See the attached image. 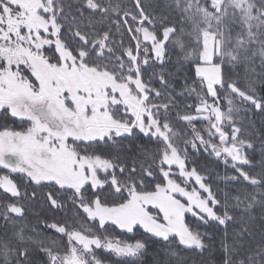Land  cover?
I'll return each instance as SVG.
<instances>
[{"label": "snow or ice", "instance_id": "6c2138e0", "mask_svg": "<svg viewBox=\"0 0 264 264\" xmlns=\"http://www.w3.org/2000/svg\"><path fill=\"white\" fill-rule=\"evenodd\" d=\"M131 4L0 0V264H264V0Z\"/></svg>", "mask_w": 264, "mask_h": 264}, {"label": "trees", "instance_id": "16d2710c", "mask_svg": "<svg viewBox=\"0 0 264 264\" xmlns=\"http://www.w3.org/2000/svg\"><path fill=\"white\" fill-rule=\"evenodd\" d=\"M124 3L128 5L129 8L132 7L131 0H123ZM159 70V69H157ZM10 126L16 127L17 125H12L11 122H9ZM259 120L257 121V128H259ZM211 159V158H209ZM211 170L217 174L220 177H223L226 174H232V170L225 169L222 164H212ZM2 174V173H0ZM215 178V177H213ZM216 183L220 185L221 190H224V182L222 180H216ZM27 212H26V220L25 223L29 226V228L36 226L38 228H43V220L41 218L47 219L49 222L53 219H60V216L55 215L54 213L48 211L46 207H42L41 204H31L29 203L26 205ZM71 216V213L68 214ZM39 222V223H38ZM51 235V233H48ZM219 240L220 236H217V242H216V248H219ZM159 253V255H158ZM214 253L218 256L219 253ZM164 256L163 251L161 250L160 246L156 247V250L153 252H149L148 256L145 258L146 264H153V262L159 261ZM211 258V257H209Z\"/></svg>", "mask_w": 264, "mask_h": 264}]
</instances>
